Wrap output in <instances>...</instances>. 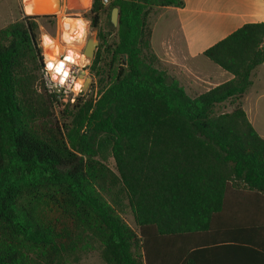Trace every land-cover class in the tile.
I'll list each match as a JSON object with an SVG mask.
<instances>
[{
	"label": "trees",
	"instance_id": "trees-1",
	"mask_svg": "<svg viewBox=\"0 0 264 264\" xmlns=\"http://www.w3.org/2000/svg\"><path fill=\"white\" fill-rule=\"evenodd\" d=\"M169 7L184 2L93 0L94 28L119 9L115 39L99 34L98 97L59 105L60 117L42 76L40 17L0 29V264L79 263L97 249L104 264H204L202 234L237 196L264 201V138L241 103L264 64V23L204 52L233 79L192 98L151 46L149 14ZM224 103L233 111L217 114Z\"/></svg>",
	"mask_w": 264,
	"mask_h": 264
},
{
	"label": "crops",
	"instance_id": "crops-1",
	"mask_svg": "<svg viewBox=\"0 0 264 264\" xmlns=\"http://www.w3.org/2000/svg\"><path fill=\"white\" fill-rule=\"evenodd\" d=\"M183 2L182 8H154L150 12L151 46L160 69L196 98L233 79L230 73L206 61L204 52L246 24L264 23V0ZM263 93L264 64L254 72L253 86L241 101L262 138L264 120L259 100ZM260 221H264V201L243 191L229 208L226 221L217 219L213 231L202 234L204 264H264Z\"/></svg>",
	"mask_w": 264,
	"mask_h": 264
},
{
	"label": "rangeland",
	"instance_id": "rangeland-1",
	"mask_svg": "<svg viewBox=\"0 0 264 264\" xmlns=\"http://www.w3.org/2000/svg\"><path fill=\"white\" fill-rule=\"evenodd\" d=\"M24 2V0H0V29L11 23L21 20L23 16H29L26 14ZM92 2L93 0H91V2L89 0V5L86 10L84 9V6H80L77 4L73 6L74 10H72L68 8V3H70V0H63V3H61L60 0L61 9L50 15V18L40 17L34 20L39 27L38 41L39 48L42 51L43 61L45 62V60L47 59L58 58L62 54L66 53L67 50H72L77 54L81 52L84 55V59L83 61L82 58L80 59L82 61V64L80 66L82 67V70L86 71V73L84 74V82L85 78H91V83L88 89L86 91H83L82 94L80 93L76 98L72 96H69L68 98H56L59 102L58 106H55L57 117H60L59 105L62 110H65L66 105L69 104L72 106L73 104H75V100L78 98L87 100L92 97L93 99H96L98 97V93L100 90L99 78L94 73H92L91 66L100 46L99 34L109 35L107 37L109 42H111L115 39V31L117 27L111 24V21L107 14L102 15L98 27H92L91 20L85 17V14L89 13V11L91 10ZM78 20L84 23L85 28H82V23ZM46 37L50 38L47 41V45L43 43ZM90 38H94L99 42L94 59L92 61H90L84 54V49L86 47L87 41ZM101 57L103 58V54L101 55ZM205 59L206 61H210L207 58ZM102 63L103 62L101 61V67L103 66ZM42 76L47 90V83L45 81L43 72ZM80 76L81 72L79 74V78ZM259 108L262 112L261 118H263L264 120V93L260 97ZM232 109V103H227L225 105L218 106L216 112L217 114L229 113ZM107 163L112 169L115 168L114 161L109 155H107ZM121 216L132 229L138 232V228L136 227L134 222L133 214L130 208L127 206L126 202L124 211L122 212ZM71 264H104V262L101 259L100 250L97 249L89 254L84 255L79 263Z\"/></svg>",
	"mask_w": 264,
	"mask_h": 264
},
{
	"label": "built area",
	"instance_id": "built-area-1",
	"mask_svg": "<svg viewBox=\"0 0 264 264\" xmlns=\"http://www.w3.org/2000/svg\"><path fill=\"white\" fill-rule=\"evenodd\" d=\"M101 1L105 7L109 6L111 3V0ZM83 57L84 55L81 52L77 54L72 50H67L66 53L62 54L58 58L45 60L42 72L47 83V92L50 95H53L56 98H68L69 96L76 98L80 93L82 94L83 91L88 89L86 88V90H83L85 82L82 72L85 70H82V67L80 66L84 59ZM81 58L82 61L80 60ZM73 61H80L81 64H74ZM62 62H65L66 67L62 65L60 70L57 71L54 69L56 65L61 64ZM80 72L82 77L80 76L79 78ZM79 83H83V85L78 87Z\"/></svg>",
	"mask_w": 264,
	"mask_h": 264
},
{
	"label": "bare ground",
	"instance_id": "bare-ground-1",
	"mask_svg": "<svg viewBox=\"0 0 264 264\" xmlns=\"http://www.w3.org/2000/svg\"><path fill=\"white\" fill-rule=\"evenodd\" d=\"M24 4H25V11L26 14L29 16L35 15V16H43V15H47V14H51V12L42 10L43 7L46 6H52V5H56L57 9L56 11H59L61 9V3L60 0H39V4H37V0H24ZM91 2V0H90ZM75 4L80 5V6H84V9L86 10L88 8L89 5V0H70V3H68V8L69 9H73V6H75ZM42 8V9H40ZM55 12H52V14H54ZM79 22H81L80 20H78ZM81 26L82 28H85V25L83 22H81ZM49 37L45 38L44 44L47 45V41L49 40ZM74 64H81L80 61H73ZM64 65L66 67L65 62H62L61 64L56 65V67L54 69H56L57 71L61 69V66ZM83 83H79V86H82Z\"/></svg>",
	"mask_w": 264,
	"mask_h": 264
},
{
	"label": "water",
	"instance_id": "water-1",
	"mask_svg": "<svg viewBox=\"0 0 264 264\" xmlns=\"http://www.w3.org/2000/svg\"><path fill=\"white\" fill-rule=\"evenodd\" d=\"M37 4L40 5L39 0H37ZM40 9H42V8H40ZM56 9H57L56 5L43 7L42 10L51 12V14L43 15V17L52 15V12H55ZM118 19H119V9L114 8L112 11V14H111V23L113 26L118 27ZM98 45H99V42L94 38H90L87 41L86 47L84 49V54L87 56V58L90 61H92L94 59L95 52L98 48ZM84 73H85V71L82 72L83 75H84ZM90 83H91V78H86L83 90H86V88H88Z\"/></svg>",
	"mask_w": 264,
	"mask_h": 264
}]
</instances>
